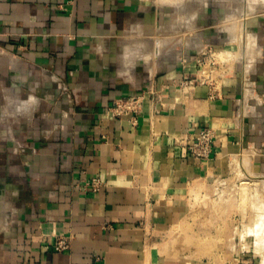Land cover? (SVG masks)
I'll use <instances>...</instances> for the list:
<instances>
[{"label": "crops", "instance_id": "0c3cea01", "mask_svg": "<svg viewBox=\"0 0 264 264\" xmlns=\"http://www.w3.org/2000/svg\"><path fill=\"white\" fill-rule=\"evenodd\" d=\"M163 7L0 0V264H168L159 236L186 216L191 182L231 174L247 153L264 173V26L233 71L202 80L215 41L164 48L150 31L173 24ZM130 97L142 101L132 125L109 112ZM204 128L209 161L183 143ZM63 236L71 248L58 252Z\"/></svg>", "mask_w": 264, "mask_h": 264}, {"label": "rangeland", "instance_id": "374dc122", "mask_svg": "<svg viewBox=\"0 0 264 264\" xmlns=\"http://www.w3.org/2000/svg\"><path fill=\"white\" fill-rule=\"evenodd\" d=\"M205 3V29L201 37L205 34L215 42L209 43L197 66L201 68L202 80H212L229 73L232 64L231 60L219 62L217 54L224 51L236 53L239 47L224 41L226 33L221 23L225 19L223 9H232V2L205 0ZM175 8V5H164L162 9L168 24L172 16L175 19V14L172 15ZM147 10L152 17L159 11L155 5H149ZM261 26L263 24L252 28V32ZM155 27L151 26L150 31L155 32ZM221 39L224 44L219 43ZM247 154L232 156L231 174L190 183L186 216L178 227L159 236L162 258L168 264H264V254H261L264 253L263 229L262 235H256L257 228L264 227L260 225L264 217V173L254 161L249 163L253 155Z\"/></svg>", "mask_w": 264, "mask_h": 264}, {"label": "bare ground", "instance_id": "6f19581e", "mask_svg": "<svg viewBox=\"0 0 264 264\" xmlns=\"http://www.w3.org/2000/svg\"><path fill=\"white\" fill-rule=\"evenodd\" d=\"M215 1L225 3L227 0H215ZM228 1L232 2L231 3L232 9H230L229 11L226 8L223 9V13L225 14V19L221 22L222 27L226 33L225 42L228 44L237 45L239 47L238 48L239 51L236 53H233L231 51H224L222 53L220 52L219 55L217 54V58L219 62H225L231 60L232 61L231 70L233 71L235 69L236 63L239 62L240 59H242L241 53L242 50L245 49L244 48L245 43H247L248 45L247 47H249L248 48L249 50L250 48L253 47V43L255 42L254 41L255 32H252L251 29L260 27L261 24H263L264 26V0H228ZM154 3L158 6L175 5L177 8H179V11L175 13L174 16L175 19L173 18L174 24L164 25L161 28L155 27L154 33H152L153 31H151L152 34H156L158 38L162 40V42L164 43L162 44L164 45L163 46L164 48L168 49L173 44L176 43L180 44L181 42H183L184 47L187 46L188 48H191L194 44H196L200 51H202L205 48V44L202 42L201 39L202 38L201 36L203 35L202 34L203 30L205 29L204 28L205 27L204 12L206 8L205 0H157ZM152 30H154L153 27ZM134 43H136V45L142 46L143 49L146 50L147 53H149L150 55L154 53V51L151 50V47H149L150 45L147 42V40L137 39ZM128 46L129 45L126 44V48ZM147 48H149V50ZM149 54H146V56H149ZM240 62L242 61L240 60ZM247 158H244V160ZM252 161L253 160L249 161V163L251 162L250 164H252ZM258 215L260 217V214ZM260 222L261 223L263 222L262 224L260 223L259 224L264 226V217ZM255 225H258V223ZM262 229L264 231V227L257 228L258 231L256 235L259 234L262 235L261 233Z\"/></svg>", "mask_w": 264, "mask_h": 264}, {"label": "built area", "instance_id": "2783aa9c", "mask_svg": "<svg viewBox=\"0 0 264 264\" xmlns=\"http://www.w3.org/2000/svg\"><path fill=\"white\" fill-rule=\"evenodd\" d=\"M207 80V79H204ZM182 83L192 84L193 81L189 79H183ZM142 101L139 97H130L126 99L118 100L109 109L112 116L116 118L130 117V124L137 122V116L141 112ZM188 153L195 159L200 161H209L212 158L214 145H215V133L212 128H204L201 130L196 138L183 141ZM86 186L91 190L93 194L98 193L103 182L100 178H92L86 182ZM71 237H60L56 243V250L58 252H65L71 248Z\"/></svg>", "mask_w": 264, "mask_h": 264}]
</instances>
